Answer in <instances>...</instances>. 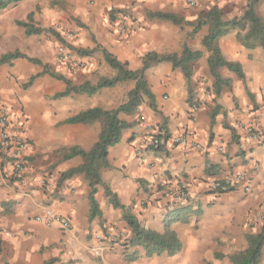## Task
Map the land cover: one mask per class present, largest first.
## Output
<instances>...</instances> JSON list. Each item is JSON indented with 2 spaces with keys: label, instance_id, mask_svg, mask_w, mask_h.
Returning a JSON list of instances; mask_svg holds the SVG:
<instances>
[{
  "label": "crops",
  "instance_id": "crops-1",
  "mask_svg": "<svg viewBox=\"0 0 264 264\" xmlns=\"http://www.w3.org/2000/svg\"><path fill=\"white\" fill-rule=\"evenodd\" d=\"M42 1L23 0L0 10V58L15 51L23 55L0 64V109L9 112L12 125L22 126L28 147L19 178L12 176L10 160L0 153V264H231L229 256L244 250L247 235L256 234L264 221L259 216L264 207V50L245 49L237 40V30L220 38L222 56L241 65L243 78L221 70L231 86L216 97L210 89L209 53L201 44L207 27L193 33L190 25L148 20L145 14L168 12L195 23L200 12L216 7L223 19L231 20L243 15L249 0H197L194 6L187 0H57L59 5L45 0L41 5ZM255 12L264 18V0H259ZM30 14L36 27L60 25L71 30L74 48L98 50L79 57L84 67L68 70L55 59L57 40L52 34L26 36L16 24ZM184 47L201 53L193 64V104L188 103L183 73L170 63H153L144 78L156 110L145 100L133 115H120L131 127L108 149V166L100 170L101 181L121 205L131 207L143 227L162 233L166 221H171L181 250L172 256L148 257L141 247L128 245L131 231L122 211L109 205L103 187L98 186L95 194L101 217L90 218L86 177L76 174L58 184L60 175L80 166L82 159L61 160L57 151L71 147L89 151L100 132L96 123L63 122L96 107L116 109L126 102L135 82L102 88L93 95L53 96L66 89L58 77L74 86L114 77L116 71L105 63L102 49L137 71L146 53L180 54ZM44 67L57 77L42 73ZM163 119L169 133L165 145L159 150L145 147ZM236 123L254 124L261 139H247ZM182 134L200 143L204 151L171 142ZM210 165L217 167L213 176L206 174ZM240 172H250L246 181H235ZM184 181L189 197L178 206H188L189 211L166 208L168 196L162 199V194L178 189ZM221 181L230 191L219 193L211 186ZM46 208L68 219L71 229L36 222ZM259 264H264V247Z\"/></svg>",
  "mask_w": 264,
  "mask_h": 264
},
{
  "label": "trees",
  "instance_id": "trees-1",
  "mask_svg": "<svg viewBox=\"0 0 264 264\" xmlns=\"http://www.w3.org/2000/svg\"><path fill=\"white\" fill-rule=\"evenodd\" d=\"M23 0H0V10L13 6ZM259 0H249L247 9L243 15L239 18L231 20H225L219 9L211 7L198 14L195 23L185 22L184 19L168 12L162 11H147L145 17L148 20H161L167 21L175 26L190 25L193 27V33L198 32L201 28L207 27V33L203 36L201 44L204 49L209 53L207 65L208 72L212 79L211 91L217 97L221 92L231 86L229 79H223L220 75V71L225 69L235 74L238 78H243L242 67L239 63L230 62L224 59L221 50L219 48V40L223 36L230 32L237 30V40L245 49L261 48L264 50V18L257 16L255 7ZM57 4V2H54ZM113 17V14L111 15ZM16 24L25 29V35H37L42 32L50 33L56 37L58 42L62 44L66 49L73 51L79 57H86L93 54L96 49H78L71 46V44L64 41L61 36L54 32L52 29H42L36 27L33 21V14L28 15L26 21H18ZM105 63L116 71L114 77H101L98 79L95 85L89 83H83L79 86H74L70 81L64 77H58L65 82L66 89L60 93H56L53 98L61 99L70 94L75 95H93L102 88H111L117 84L133 81L135 87L127 94V100L125 103L118 106L113 110H102L99 107L88 109L67 118L63 123L67 125L82 124L92 125L94 123L99 124L100 132L98 134L97 142L89 151H84L79 147H71L68 149H60L57 154L61 160H68L73 157H80L82 164L76 168L70 169L61 174L58 180V184L62 183L66 179L73 177L76 174H83L89 182L88 201L90 206V218L101 217V210L95 199L97 187L101 186L104 189V195L108 199L109 205L113 209H120L122 211V220L126 223L128 229L131 231V239L128 242L130 247H141L146 256L151 257L159 255L161 253H167L172 256L178 253L182 245L177 235L170 229L171 221H166L164 225V231L158 233L143 227L137 218L132 214L131 207H125L120 204L117 196L105 185L100 178V170L108 166L107 153L110 147L115 146L121 140L122 134L125 130L131 126L126 121L120 118L121 114L133 115L136 113L138 107L146 100L152 110H156L154 103V96L149 89V86L144 78V72L153 64L160 62H167L172 65L173 69H179L186 78L188 85V103L191 105L194 102V90L191 84V77L193 73V64L201 58V53L193 51L187 47L181 51L180 54H157L155 52H148L142 58V66L137 71H132L127 68V63H121L117 58L105 49L101 50ZM23 58L18 51L8 53L0 58V64H7L14 59ZM34 63H38L37 60H31ZM42 73H48L51 76H55L50 73L47 67H44ZM57 77V76H55ZM36 77L33 76L29 79L28 84H31ZM214 113H211L213 119ZM153 137L162 138L168 140L169 133L166 128V120L163 119L159 132L152 135ZM234 138L239 139L238 135ZM159 150V149H155ZM216 166L206 167L207 176H213L216 171ZM214 171V172H211ZM43 184L47 185V182L43 180ZM181 184H185L188 187V182L184 181ZM220 186H227L225 182H219ZM143 185V182H140ZM144 187V185H143ZM162 188H157L160 191ZM178 189H169L166 194H162V199L168 196L165 200L166 208H173L176 212L189 211L188 206H178L172 196L176 194ZM219 193H225L230 191L217 189ZM146 192L147 189L145 188ZM148 192V191H147ZM247 247L229 256L231 264H259L261 259L262 249L264 247V221L261 223L259 231L256 234L247 235ZM53 261H49L46 264H51Z\"/></svg>",
  "mask_w": 264,
  "mask_h": 264
},
{
  "label": "built area",
  "instance_id": "built-area-1",
  "mask_svg": "<svg viewBox=\"0 0 264 264\" xmlns=\"http://www.w3.org/2000/svg\"><path fill=\"white\" fill-rule=\"evenodd\" d=\"M197 0H187L190 6H194ZM73 35L69 34L68 38H72ZM64 48L60 47L58 49L59 56L58 61L63 62L66 60L64 55ZM84 62L80 63V66H84ZM235 128L241 133L245 134L247 139L251 141H257L261 139L260 133L257 131L256 127L252 123L248 124H235ZM167 140L162 138L150 136L146 139L144 146L150 149H161L165 145ZM171 142L174 145H180L183 147H190L197 151H204V147L191 139L190 136L186 134L178 135L177 137L171 138ZM27 139L24 135L23 128L20 125H12L9 121V112L5 108L0 109V153L6 157L11 162L12 176L19 178L24 169V157L27 151ZM250 172H240L235 176V181L244 182L248 179ZM215 189L225 190V186H220L219 182H213L211 185ZM244 190L248 191L249 187L244 186ZM189 197L187 186L182 184L176 194L172 196L173 201L176 204L185 203ZM260 218L264 219V207L259 213ZM35 221L43 224L45 227H51L53 225L59 227L62 230H70L71 225L68 219L65 217L55 214L50 209H44L41 215L35 217Z\"/></svg>",
  "mask_w": 264,
  "mask_h": 264
},
{
  "label": "rangeland",
  "instance_id": "rangeland-1",
  "mask_svg": "<svg viewBox=\"0 0 264 264\" xmlns=\"http://www.w3.org/2000/svg\"><path fill=\"white\" fill-rule=\"evenodd\" d=\"M52 1H56V2H57V5L60 4V1H57V0H52ZM52 1L50 2V7H51V8H53V7H52V6H53V5H52ZM44 2H45V0L41 2V5H42ZM40 8H41V6H40ZM40 8L38 7L37 9H40ZM59 8H60V7H59ZM200 9H205V8L203 7V8H200ZM50 29H52L54 32L58 33V34L61 36V38L64 39L65 42L71 44V41L73 40V37H72V38H68V35H69V34H72V35H73V32H72L71 30L65 29V28H63V27L60 26V25H57L56 27H54V28H50ZM61 33H62V34H61ZM53 37L55 38V40H57L55 36H53ZM56 42H57V48H56V51H55V59H56V61H58V56H59L58 49H59L60 47H62V48H64V49H63V50H64L63 53H64V55H65V57H66V60L63 61L62 63L59 62V61H58V62L61 63V64H63V65H65V67H66L68 70H70V71H72L73 69L82 68V67L80 66V63H82V60L79 58V56H77L73 51L66 49V47H64L62 44H60V43L58 42V40H57ZM71 46H72V44H71ZM85 65H86V64H84V66H85ZM84 66H83V67H84Z\"/></svg>",
  "mask_w": 264,
  "mask_h": 264
}]
</instances>
